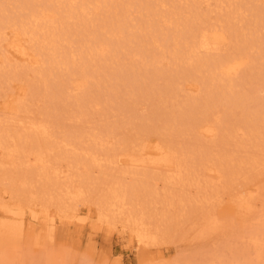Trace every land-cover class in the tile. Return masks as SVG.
Segmentation results:
<instances>
[{
  "label": "bare ground",
  "instance_id": "6f19581e",
  "mask_svg": "<svg viewBox=\"0 0 264 264\" xmlns=\"http://www.w3.org/2000/svg\"><path fill=\"white\" fill-rule=\"evenodd\" d=\"M263 85L264 0H0V227L28 203L31 222L39 205L44 223L58 213L79 228L93 204L99 227L145 250L261 165ZM123 125L134 132L116 134ZM238 132L252 138L243 157L228 150ZM255 193L229 196L255 219L246 244L200 264H264ZM201 213V234L216 229Z\"/></svg>",
  "mask_w": 264,
  "mask_h": 264
},
{
  "label": "rangeland",
  "instance_id": "374dc122",
  "mask_svg": "<svg viewBox=\"0 0 264 264\" xmlns=\"http://www.w3.org/2000/svg\"><path fill=\"white\" fill-rule=\"evenodd\" d=\"M245 88L249 92L248 85ZM256 95L258 104L264 109V85ZM150 109L151 106L146 102H137V114L148 113ZM118 129L116 134H120V131L131 134L134 132L131 125H123ZM235 139L240 145L231 144L228 150L236 156L243 157L254 151L248 148L251 136L238 132ZM260 155L261 165L255 170L249 169L247 165L243 166L242 175L236 179L231 191L217 186L218 195L215 196V192L209 203L197 208L200 214L202 210H207L215 218L217 228L212 231L201 234L202 219H199V213L194 208L188 207L185 210L187 217L182 223L169 227L168 233L161 234L156 243L140 250L136 239H128L127 233H120L117 226L107 229L99 227L97 210L93 204L90 213L83 215V226L78 228L64 221L58 213L55 214L54 224L44 223V215L39 205L35 206L36 220L31 222L26 213L28 203H24V218L17 227H0V264H172L182 259L189 260L192 264H200L211 252L221 251L228 243L231 247L246 244V239L238 240V237H247L253 232L251 227L255 224V219L252 220L247 215L240 216L229 196L243 187L252 186L257 191L254 202L259 205L261 200L264 201V151ZM157 182V190L162 193L163 184L159 180ZM6 184V180H0V190ZM206 190L212 193V187H207ZM196 195L194 188L185 190L186 197ZM87 198L92 201L93 193L87 192ZM79 207H84V204L79 203ZM161 212V205L154 204V218ZM262 218L263 216L261 220L264 222ZM260 227L259 233L264 234V224Z\"/></svg>",
  "mask_w": 264,
  "mask_h": 264
}]
</instances>
